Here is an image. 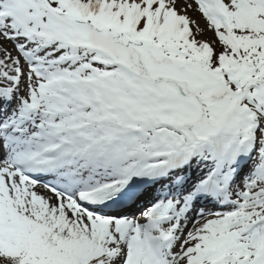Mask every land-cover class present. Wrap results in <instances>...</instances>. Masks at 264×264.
I'll use <instances>...</instances> for the list:
<instances>
[{"label":"snow or ice","instance_id":"1","mask_svg":"<svg viewBox=\"0 0 264 264\" xmlns=\"http://www.w3.org/2000/svg\"><path fill=\"white\" fill-rule=\"evenodd\" d=\"M0 264H264V0H0Z\"/></svg>","mask_w":264,"mask_h":264}]
</instances>
